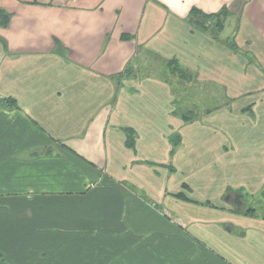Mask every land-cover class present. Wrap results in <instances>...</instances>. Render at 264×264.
I'll list each match as a JSON object with an SVG mask.
<instances>
[{
	"label": "crops",
	"instance_id": "crops-1",
	"mask_svg": "<svg viewBox=\"0 0 264 264\" xmlns=\"http://www.w3.org/2000/svg\"><path fill=\"white\" fill-rule=\"evenodd\" d=\"M0 11V264H264V98L230 130L264 76V0ZM205 88L224 110L174 139L176 98Z\"/></svg>",
	"mask_w": 264,
	"mask_h": 264
},
{
	"label": "rangeland",
	"instance_id": "rangeland-1",
	"mask_svg": "<svg viewBox=\"0 0 264 264\" xmlns=\"http://www.w3.org/2000/svg\"><path fill=\"white\" fill-rule=\"evenodd\" d=\"M259 57H262V59L260 58V60H261V63H263V65H264V56H259ZM184 78L186 79V77H184ZM186 81H188V80L187 79L186 80L182 79L180 81L181 82L180 84H183V86H184L187 83ZM242 81L245 82V85L247 84V86H248L247 90L249 92H247V94H245V96H242V97H239V98L235 99V100H238L237 103L236 104L233 103V106L230 108L231 111H232L231 112L232 121H231L230 130L234 134L235 133H239V132H244L245 130H247L248 132L253 131V128H251L248 125V122L246 120V119H249L247 116H250L251 113H246V112L245 113H241V108L238 107V106L239 105H244L247 98L249 100H254V99H258V98L259 99L260 98H264V91L263 90H257L259 86H261L259 89H264V88H262V87H264V76L260 77V76H251V75H249V76H247V79L242 77ZM250 82H252V83H250ZM252 88H254V89H252ZM213 90L214 89H211V88H205V89H203V90L201 89L199 91H197V90H193L192 91L191 90L189 92H186L185 95H184L185 98L186 97L187 98H191L192 96L198 98V100H199L198 103L194 102V105H192V102L186 103L185 101L182 104L180 100L181 99L184 100V97H182V98L177 97L176 98V96H178L180 93L177 94V92H176L174 94L175 98L177 99V104L174 106L173 110H175V112L177 114L176 116H178V117L176 119L172 120L173 122H169L168 123V127L170 129L172 127L173 130H174V133H173V135H175L174 139H176L177 137L181 136V134L183 135V133H184V135L191 137L192 131H198V130H206L207 131V129L209 127L212 129L213 120L211 119V117L213 116V113H216L217 110L221 109V108H218L220 103H221V105H223V103L227 102V100L225 98L223 100L222 99H220V100L219 99H213V92H212ZM241 92L245 93L244 92V88H243V90ZM186 95H188V96H186ZM153 108H154V113L152 112L151 116L152 117L153 116H155V117L159 116L158 112L160 113L162 111V108L154 107V106H153ZM222 108H224V107H222ZM223 110L224 109H222V111ZM253 110H254V107L252 106L251 107V111H253ZM155 112H157V113H155ZM220 113H216V114L219 115ZM185 115L188 116L190 119L191 118L192 119H198L199 121H194L193 122L194 124H189L190 122L187 123ZM174 116L175 115H174V112H173V117ZM182 116L185 117V119H183V121H184L183 125L181 123H179V121H178V118L182 119ZM169 119L171 120L170 116H169ZM175 120H176V122H174ZM155 123H156V121H155ZM215 123L218 124L217 122H215ZM156 125H157V123H156ZM163 125H165V122L162 123V126ZM174 139H173V143L175 144L174 145L175 147H177V146L179 147V146L182 145V142H181L182 141V137H181V141L180 142H179V140H177V142H175ZM249 143L255 145L257 143V139L250 140ZM183 145L185 147L184 156L186 157L189 154L187 151L190 149L191 145L188 143V141L186 143H184ZM255 147L256 146H254V148Z\"/></svg>",
	"mask_w": 264,
	"mask_h": 264
},
{
	"label": "trees",
	"instance_id": "trees-1",
	"mask_svg": "<svg viewBox=\"0 0 264 264\" xmlns=\"http://www.w3.org/2000/svg\"><path fill=\"white\" fill-rule=\"evenodd\" d=\"M5 18H7V17H5V16L2 14V12L0 11V20H1L2 23H6V19H5Z\"/></svg>",
	"mask_w": 264,
	"mask_h": 264
}]
</instances>
